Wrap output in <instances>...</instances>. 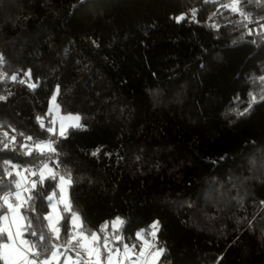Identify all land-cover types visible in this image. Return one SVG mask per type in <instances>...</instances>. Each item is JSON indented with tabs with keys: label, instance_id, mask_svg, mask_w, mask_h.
Returning a JSON list of instances; mask_svg holds the SVG:
<instances>
[{
	"label": "trees",
	"instance_id": "trees-1",
	"mask_svg": "<svg viewBox=\"0 0 264 264\" xmlns=\"http://www.w3.org/2000/svg\"><path fill=\"white\" fill-rule=\"evenodd\" d=\"M232 3L0 0V141L10 145L0 143V177L4 160L41 156L24 154L26 136L51 137L59 167L49 166L71 174L84 227L119 216L131 243L158 220L156 264H264V102L232 111L264 89V0H240L243 15ZM57 86L60 111L84 125L66 138L47 131L49 115L45 128L36 120ZM47 210L37 201V214Z\"/></svg>",
	"mask_w": 264,
	"mask_h": 264
},
{
	"label": "snow or ice",
	"instance_id": "snow-or-ice-1",
	"mask_svg": "<svg viewBox=\"0 0 264 264\" xmlns=\"http://www.w3.org/2000/svg\"><path fill=\"white\" fill-rule=\"evenodd\" d=\"M240 0H233L231 7L233 12H240L238 5ZM193 19L195 18V11L193 12ZM185 17L182 14L176 17L177 22L183 20ZM247 18V17H246ZM264 28V25H261ZM4 60L0 55V63ZM31 76V72L25 73ZM0 76V79H3ZM13 81L17 79L15 75L11 77ZM261 84H264V75L257 77ZM24 83L23 80L20 81ZM36 84H30L29 87L35 88ZM60 93V87L57 86L55 93L51 97L48 113L45 116L37 115L36 120L40 123L41 128H45V119L54 111L60 112V106L56 104L57 95ZM249 102L243 111L232 109L237 116H244L252 110L255 104L264 102V89L261 90L259 98L256 94L249 92ZM7 96H0V101L6 100ZM240 101V97L235 98ZM60 125L58 137L66 138L67 129L83 128L81 123L82 117L79 114L60 115ZM65 121L69 123L65 124ZM47 131L53 136H57V127L55 118L49 120ZM23 136V133H20ZM7 137V133H4ZM27 140H33V137H26ZM11 141L15 142V137H11ZM3 144V149H9L10 145L7 142L0 141ZM57 140L51 137L45 141L36 142L29 147L27 144L21 145V150H25L24 154L31 155L33 149L37 150L39 154L44 155L46 159L56 167H59L58 161H53L52 156L57 155L56 148ZM12 151H15L13 148ZM100 152L97 148L91 155L96 156ZM3 164L8 167L4 168L3 176L0 177V192L4 194L0 196V210L6 208L3 214L0 215V262L2 264H53L56 261L60 262V257L63 256V264H156L159 258L164 254L165 249L157 246V233L159 232L160 222L154 221L148 231L140 229L135 233V239L139 243L125 242L121 234L122 226L125 223L121 217L117 216L113 220L105 221L101 224L97 231H92L84 227V222L77 211L73 210L70 200L65 198V183L69 186L72 184L71 174L68 173L67 180L64 175H60L55 171V168L49 167V163H43L42 166H37L36 169H25L32 177L36 179L30 180L31 187L23 186L19 180L11 179L15 172L16 176L21 173L17 171L19 165L12 163L10 160H4ZM47 172V175L45 174ZM7 177L8 182L5 183L4 178ZM27 180V177H25ZM46 180L55 182L49 187L53 191L49 194L44 191V183ZM39 185V188H38ZM37 201L40 203L47 202V206L51 209L46 215L41 217L36 212ZM62 212L58 211L60 206ZM21 209H24L22 212ZM55 213L56 218L53 219ZM68 214L69 222L61 225L64 214ZM11 219V224L9 220ZM35 219L41 226L36 227L33 224ZM47 221V224H43ZM13 226L15 231H13ZM63 227L65 239L62 244L56 243L61 240V228ZM109 228L111 231H109ZM28 237H36L35 240L28 239ZM101 237L103 239L101 240ZM147 237H151L148 239ZM63 247L65 251L59 252ZM139 249V251H137ZM154 249V251L152 250ZM69 252L73 253L69 254ZM123 252V256H121ZM103 257V259H101Z\"/></svg>",
	"mask_w": 264,
	"mask_h": 264
},
{
	"label": "built area",
	"instance_id": "built-area-1",
	"mask_svg": "<svg viewBox=\"0 0 264 264\" xmlns=\"http://www.w3.org/2000/svg\"><path fill=\"white\" fill-rule=\"evenodd\" d=\"M26 137H28V136H26ZM26 137L23 139L21 145L27 144L29 147H32V145L34 143H36V142H40V141L47 140V139H44V138H36V137H33V140L29 141V140L26 139ZM55 157L56 156L53 155L52 156V160H54ZM43 163H50V162L46 159V157L44 155H41L39 157V159L35 163H33L32 165H29V166H21V165H19L17 171H19L21 173V177H22L23 181L25 183L30 184V180L36 179V177H32L29 172H26L24 170L25 169H36L37 166H42ZM25 177H27V180L25 179ZM3 194L4 193H0V196H2ZM53 264H57V262L56 261H53ZM59 264H62V263L59 262Z\"/></svg>",
	"mask_w": 264,
	"mask_h": 264
},
{
	"label": "rangeland",
	"instance_id": "rangeland-1",
	"mask_svg": "<svg viewBox=\"0 0 264 264\" xmlns=\"http://www.w3.org/2000/svg\"><path fill=\"white\" fill-rule=\"evenodd\" d=\"M54 93H55V89L51 92V94H50V96H49V98H48L47 106H46V113H48V108H49V106H50L51 97L53 96ZM56 104H57V101H56ZM67 114H69V113H65V112H61V111H60L59 113H56V112L54 111L52 114H50V115L48 116L49 120L55 118V120H56V127H57V133L59 132V125H60V118H59V117H60V115H67ZM71 114H76V113H71ZM67 123H69V122H68V121H65V124H67ZM49 167H51V166H49ZM46 173H47V172H46ZM65 179L67 180V177H65ZM64 187H65V193H64L65 198H66L67 200H69V199H68V184L65 183ZM21 191H22V190H21ZM49 194H50V193H49ZM49 211H51V209L48 207V210H47V212L45 213V215H46ZM58 211H60V207H59ZM55 218H56V215H55V213H54V214H53V219L55 220ZM112 220H113V219H112ZM154 221H155V220H153V221L150 223V225H151ZM150 225H149V226H150ZM140 229H145V228H140ZM140 229H138L137 232H138ZM148 230H150L149 227H148ZM63 260H64V258H63Z\"/></svg>",
	"mask_w": 264,
	"mask_h": 264
},
{
	"label": "crops",
	"instance_id": "crops-1",
	"mask_svg": "<svg viewBox=\"0 0 264 264\" xmlns=\"http://www.w3.org/2000/svg\"><path fill=\"white\" fill-rule=\"evenodd\" d=\"M17 180H19L20 182H21V184H22V189L21 190H23V186H27V185H29L28 183H25L24 181H23V179H22V177H21V175L20 176H17ZM5 211H6V208H5ZM9 224H11V219L9 220ZM13 231H15V227L13 226ZM109 231H111V229L109 228ZM146 231H148V230H146ZM148 239H151V237H147ZM102 239H103V237H102ZM101 239V240H102ZM135 242L136 243H139L138 241H136L135 240ZM135 242H131V243H135ZM129 244H131L130 242H128ZM153 251H154V249H152ZM137 251H139V249H137ZM59 252H61V251H59ZM121 256H123V252H121ZM63 258L64 257H60V263H62L63 264ZM101 259H103V257H101ZM125 264H127V262H125Z\"/></svg>",
	"mask_w": 264,
	"mask_h": 264
}]
</instances>
